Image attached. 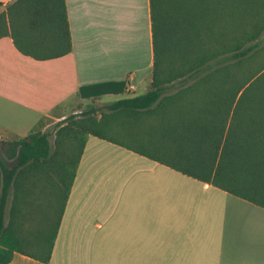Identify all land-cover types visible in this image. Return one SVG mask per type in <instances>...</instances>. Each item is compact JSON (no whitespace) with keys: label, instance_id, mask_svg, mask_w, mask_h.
Instances as JSON below:
<instances>
[{"label":"trees","instance_id":"16d2710c","mask_svg":"<svg viewBox=\"0 0 264 264\" xmlns=\"http://www.w3.org/2000/svg\"><path fill=\"white\" fill-rule=\"evenodd\" d=\"M148 15L149 87L106 104L115 123L71 121L65 147L73 153L63 151V134L53 151L45 131L0 140V264L14 251L48 259L88 133L127 144L141 134L137 151L264 207V42L256 38L264 0H148ZM2 35L34 59L67 53L65 1L5 2ZM105 84L81 85L76 94L118 92L124 82Z\"/></svg>","mask_w":264,"mask_h":264},{"label":"crops","instance_id":"0c3cea01","mask_svg":"<svg viewBox=\"0 0 264 264\" xmlns=\"http://www.w3.org/2000/svg\"><path fill=\"white\" fill-rule=\"evenodd\" d=\"M64 1L67 53L34 59L0 36V140L81 85L149 87L148 0ZM134 135L86 134L48 259L14 251L4 264H264V207L137 151Z\"/></svg>","mask_w":264,"mask_h":264},{"label":"rangeland","instance_id":"374dc122","mask_svg":"<svg viewBox=\"0 0 264 264\" xmlns=\"http://www.w3.org/2000/svg\"><path fill=\"white\" fill-rule=\"evenodd\" d=\"M256 38L259 41L264 42V27ZM143 85L144 84H142L135 90H131V89L127 91L122 90L121 93H116V94H103V95L99 94L97 96H92V97H80L79 95H73L67 98L66 100H64L63 102H61L60 104H58L52 110L41 115L31 125V127L27 129V131H25V133L36 130L45 131L47 133V138L50 144L51 151H53L55 148V138H59L60 134H63V145H62L63 151H66L68 153H73L74 146L71 147L70 145L69 151H67V148L65 147V145L69 144V142L71 141L70 135L68 131H66L67 127L69 126L72 127V125L70 124L72 123L71 121L79 120L81 118L91 116L95 120H98L100 122L106 120L108 121L112 120L114 122L115 120L114 118L110 117L108 119V115L106 113L110 114V109L106 107V104L120 97L143 92V88H144ZM83 112H85V114H83ZM112 117H114L113 113H112ZM66 132L68 133V135H65ZM6 136L7 135L4 133L0 134V137H6ZM17 136L19 135H16L15 137ZM73 140L76 142L77 138ZM33 197H35V195H33ZM36 199L37 196L35 197V201ZM41 212L43 211L39 210L37 213H41Z\"/></svg>","mask_w":264,"mask_h":264},{"label":"built area","instance_id":"2783aa9c","mask_svg":"<svg viewBox=\"0 0 264 264\" xmlns=\"http://www.w3.org/2000/svg\"><path fill=\"white\" fill-rule=\"evenodd\" d=\"M128 87H129V89L132 87V85L131 84H128Z\"/></svg>","mask_w":264,"mask_h":264}]
</instances>
